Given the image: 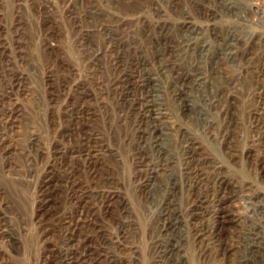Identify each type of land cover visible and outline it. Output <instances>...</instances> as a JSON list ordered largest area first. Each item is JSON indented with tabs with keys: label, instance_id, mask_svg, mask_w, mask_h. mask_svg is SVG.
<instances>
[{
	"label": "rangeland",
	"instance_id": "1",
	"mask_svg": "<svg viewBox=\"0 0 264 264\" xmlns=\"http://www.w3.org/2000/svg\"><path fill=\"white\" fill-rule=\"evenodd\" d=\"M0 264H264V0H0Z\"/></svg>",
	"mask_w": 264,
	"mask_h": 264
}]
</instances>
